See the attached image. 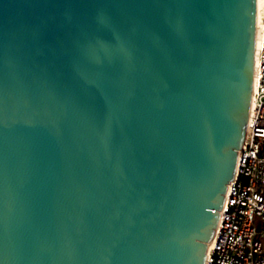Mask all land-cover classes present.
Listing matches in <instances>:
<instances>
[{
  "label": "water",
  "instance_id": "95a60500",
  "mask_svg": "<svg viewBox=\"0 0 264 264\" xmlns=\"http://www.w3.org/2000/svg\"><path fill=\"white\" fill-rule=\"evenodd\" d=\"M256 22L257 0H0V264H205Z\"/></svg>",
  "mask_w": 264,
  "mask_h": 264
},
{
  "label": "built area",
  "instance_id": "2783aa9c",
  "mask_svg": "<svg viewBox=\"0 0 264 264\" xmlns=\"http://www.w3.org/2000/svg\"><path fill=\"white\" fill-rule=\"evenodd\" d=\"M264 6V0H263ZM264 13L255 46L250 109L205 264H264Z\"/></svg>",
  "mask_w": 264,
  "mask_h": 264
},
{
  "label": "bare ground",
  "instance_id": "6f19581e",
  "mask_svg": "<svg viewBox=\"0 0 264 264\" xmlns=\"http://www.w3.org/2000/svg\"><path fill=\"white\" fill-rule=\"evenodd\" d=\"M264 13L263 0H257V22H256V37H255V46L260 40V30L262 26V19Z\"/></svg>",
  "mask_w": 264,
  "mask_h": 264
},
{
  "label": "rangeland",
  "instance_id": "374dc122",
  "mask_svg": "<svg viewBox=\"0 0 264 264\" xmlns=\"http://www.w3.org/2000/svg\"><path fill=\"white\" fill-rule=\"evenodd\" d=\"M263 248H264V242H263Z\"/></svg>",
  "mask_w": 264,
  "mask_h": 264
}]
</instances>
